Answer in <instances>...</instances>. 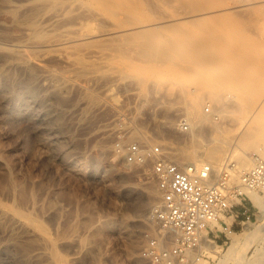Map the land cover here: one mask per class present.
Returning a JSON list of instances; mask_svg holds the SVG:
<instances>
[{"label": "rangeland", "instance_id": "1", "mask_svg": "<svg viewBox=\"0 0 264 264\" xmlns=\"http://www.w3.org/2000/svg\"><path fill=\"white\" fill-rule=\"evenodd\" d=\"M162 9L159 15L147 9L158 15L147 19L177 15L181 8L173 1ZM234 10L225 12L216 31L211 15L178 22L217 32L208 35L222 53L218 63L210 52L200 68L205 73L188 66L180 75L164 70L160 58L153 65L132 52L62 54L50 48L45 56L34 53L19 62L9 52L25 39L26 28L43 40L98 25L65 0H0V209L35 230L27 234L0 215V264H149L140 248L153 203L144 211L139 203L144 185L157 191V184L150 167L128 163L118 145L163 144L186 164H211L200 152L214 148L215 168L227 159L251 166V154L264 146V138L254 147L247 143L264 127V2ZM130 65L155 67L153 80ZM217 76L230 79L212 81ZM195 94L203 95L199 110L191 106ZM207 105L214 115L205 112ZM182 118L189 119L188 131ZM193 152L194 159H187ZM251 195L264 201V193ZM248 207L205 264H244V251L252 259L263 247L248 235L264 224V211ZM232 246L239 253L226 257Z\"/></svg>", "mask_w": 264, "mask_h": 264}, {"label": "bare ground", "instance_id": "2", "mask_svg": "<svg viewBox=\"0 0 264 264\" xmlns=\"http://www.w3.org/2000/svg\"><path fill=\"white\" fill-rule=\"evenodd\" d=\"M68 5L76 10L79 15L85 20H95L97 22V29L92 27H85L81 25L75 29H66L60 36H55L48 39L36 40L33 39L32 29L26 28V36L23 41L14 43L15 48L11 49L9 55L15 60L29 61L34 53L40 56H45L50 48H54L62 54H71L77 51L85 50L86 53L94 55H106L108 52L117 51L119 53H135L140 57L150 58V61L155 65L156 58L163 60L162 66L166 71H175L177 74L184 73L186 67H192L201 73H205L201 65L205 63L210 52L213 51L209 57H212L218 63L222 62V53L220 52L219 42L208 33L214 30L193 29L190 30L181 26L186 21H200L207 15H211V19L216 22V29H220L226 11L232 14L235 10L242 8H251L264 2V0H65ZM176 1L181 8L177 15L169 14L168 12L161 15L157 20L147 19L152 16L147 12L154 7L156 10H162L164 5ZM185 6L190 7L185 9ZM165 10V9H164ZM234 10V11H232ZM153 12V11H152ZM157 10V14H158ZM152 16L158 17L156 13ZM162 14V13H160ZM59 13H55L54 17ZM228 17V16H227ZM165 24L172 26L171 32L164 30ZM165 26V28H163ZM167 33H165L164 31ZM162 33H161V32ZM200 34V37L194 38L193 33ZM169 33V34H168ZM217 33V32H214ZM105 44V45H100ZM108 43L110 45H108ZM131 53V54H132ZM71 65H76L72 62ZM135 71L143 72L148 77L152 76L155 67L140 68L135 65H130ZM199 68V69H198ZM181 75V74H180ZM149 78V79H148ZM179 78H183L179 77ZM226 81L230 78L217 76L214 82ZM146 80V79H145ZM151 80V79H150ZM153 80V79H152ZM151 80V81H152ZM155 81V80H154ZM214 84V83H213ZM209 85V84H208ZM196 95V94H195ZM196 97V98H195ZM192 100L193 110H199L202 106L200 94L195 96ZM203 99V98H202ZM200 106V107H199ZM261 110L264 109V98L260 105ZM252 122V121H251ZM264 138V127H260L256 133L247 142L248 146L254 147ZM201 155L212 164L218 159V152L214 148L204 149L200 152ZM187 155V154H186ZM190 155V154H189ZM191 158L194 159L196 152H193ZM186 158V157H185ZM179 164H186L175 160ZM150 183L145 186L143 200L139 203V209L146 210L150 205H156L154 202L157 199V191ZM255 206L261 211H264V201L257 195H251ZM152 206V207H153ZM0 215L11 219L14 223L19 225L27 234L35 232L28 222L18 217L7 209H0ZM42 239L43 236H41ZM261 239L264 244V224L251 231L248 235V241ZM236 244V243H235ZM134 247V246H133ZM218 247V246H217ZM131 250V249H130ZM133 251V250H132ZM239 253L235 247H230L227 256ZM244 264H264V245L261 247L254 257H246V251L239 257ZM142 262H139L141 264Z\"/></svg>", "mask_w": 264, "mask_h": 264}, {"label": "built area", "instance_id": "3", "mask_svg": "<svg viewBox=\"0 0 264 264\" xmlns=\"http://www.w3.org/2000/svg\"><path fill=\"white\" fill-rule=\"evenodd\" d=\"M205 112L214 115L211 105ZM182 128L190 129L188 118ZM125 160L150 167L159 200L148 212L141 256L149 264H205L219 240L255 205L251 193H264V146L242 168L227 159L220 168L207 163L179 164L163 144L118 145ZM241 209V210H240Z\"/></svg>", "mask_w": 264, "mask_h": 264}, {"label": "crops", "instance_id": "4", "mask_svg": "<svg viewBox=\"0 0 264 264\" xmlns=\"http://www.w3.org/2000/svg\"><path fill=\"white\" fill-rule=\"evenodd\" d=\"M241 210V209H240ZM243 217H244V215H243Z\"/></svg>", "mask_w": 264, "mask_h": 264}]
</instances>
